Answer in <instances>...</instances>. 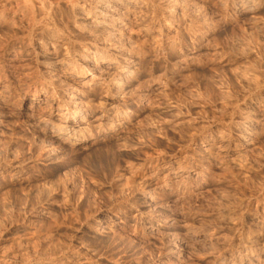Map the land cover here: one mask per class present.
Here are the masks:
<instances>
[{
  "label": "rangeland",
  "instance_id": "1",
  "mask_svg": "<svg viewBox=\"0 0 264 264\" xmlns=\"http://www.w3.org/2000/svg\"><path fill=\"white\" fill-rule=\"evenodd\" d=\"M111 1L0 0V264H264V0L73 9ZM34 88L89 111L82 143Z\"/></svg>",
  "mask_w": 264,
  "mask_h": 264
},
{
  "label": "bare ground",
  "instance_id": "2",
  "mask_svg": "<svg viewBox=\"0 0 264 264\" xmlns=\"http://www.w3.org/2000/svg\"><path fill=\"white\" fill-rule=\"evenodd\" d=\"M112 1L115 4L116 3L119 4V3H121L122 0H112ZM98 4H99V2H98ZM95 5H97V4H95ZM143 5L144 4H142V2H139L138 0H129L126 4L124 3L121 5L122 8L112 9V8H110L112 5L104 4L102 10H97V11L92 12L91 10H86L84 5L76 3L74 5L73 9L78 10V12L82 16V18L85 20L86 19L91 20V21L97 23L98 25H104V26L106 25L109 27H114V26L116 27V26H119L121 23H123V26H129L130 24H132L134 22L135 18L138 16V14L141 13V12L137 13V10L141 11V8H143ZM88 8H89V6H88ZM92 8L93 7H91V9ZM95 10H96V8H95ZM40 18H41V16H40ZM40 45H41L43 50H47V51H50L51 53L52 52L55 53V43L43 42ZM101 63L102 64H115V63L118 64V62L114 59H112V60L111 59H105L103 57L101 58ZM73 67L74 68L72 70L78 71L77 72L78 75H84L85 74L84 73L85 71L80 70L81 68L77 67L76 65H74ZM120 69L123 70L124 67L121 66ZM96 78H97V76L92 74L90 80L83 82L82 85L90 86V85H93L94 83L98 84V82H96ZM123 79L124 78L122 76L119 78V80H123ZM43 92L40 91L39 89H35V92L32 94V97L30 99L29 98L26 99L25 102L26 103L28 102L29 111L31 113L30 115H28L29 118L33 117L34 114L36 112H38L39 110L44 109L45 113H46V117L43 119L42 122L45 123L44 124L45 127L56 128V133L54 134V137H61V136L64 137L65 136L68 141L73 140L74 143H76V144L82 143V140L80 139V137H85V134L87 133L88 128L86 127V125H87L86 123H87V118L90 115L89 111L85 108H80V107L78 108V106L81 104L75 98H72L73 102H75V104H73L74 106H72L69 98H68L69 99V101H68L59 95H56V94L53 95L52 93L48 92V90H45L44 93ZM72 97H74V96H72ZM57 117L58 118L60 117V120L58 119V121H56Z\"/></svg>",
  "mask_w": 264,
  "mask_h": 264
}]
</instances>
